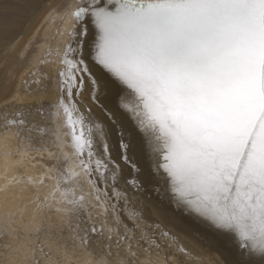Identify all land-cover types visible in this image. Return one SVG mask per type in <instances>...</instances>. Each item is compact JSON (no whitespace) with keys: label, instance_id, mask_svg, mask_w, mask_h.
I'll return each instance as SVG.
<instances>
[{"label":"snow or ice","instance_id":"snow-or-ice-1","mask_svg":"<svg viewBox=\"0 0 264 264\" xmlns=\"http://www.w3.org/2000/svg\"><path fill=\"white\" fill-rule=\"evenodd\" d=\"M59 19L65 25L59 34L67 39L46 53L56 59L41 61L57 65L55 77L33 70L34 79L23 83L30 93L32 85L37 92L52 91L53 99L36 114L46 119L54 110L64 164L16 182L36 188L40 200V187L54 180L42 203L54 202L64 214L71 240L87 248L92 237L111 242L115 233L116 247L125 245L121 264H135L132 240L143 217L130 206L127 189L138 190L140 183L135 175L124 176L120 162L133 173L139 169L116 115L106 111L105 122L93 113L91 105H102L98 67L121 85L119 110L143 134L153 168L177 204L230 234L240 264H264V0H75ZM32 115L21 108L5 116V130L14 127L16 137L25 129L46 135L45 125L29 122ZM30 146L22 156H29ZM93 210L105 217L103 223H95ZM122 211L134 228L124 223ZM109 215L124 226L123 234L107 226ZM161 237L170 238L167 248L188 255L169 232ZM139 239L148 245L145 252L162 247L154 232L141 231ZM39 252L51 259L43 246ZM35 253L24 248L26 256ZM171 258L182 264L178 256Z\"/></svg>","mask_w":264,"mask_h":264},{"label":"bare ground","instance_id":"bare-ground-1","mask_svg":"<svg viewBox=\"0 0 264 264\" xmlns=\"http://www.w3.org/2000/svg\"><path fill=\"white\" fill-rule=\"evenodd\" d=\"M28 2L33 6V15L30 18H26L25 20L22 19V13L19 12L17 10V8L19 6H24V7H28ZM75 0H0V12L1 11H5L6 13H8L10 15V21L6 24V29L2 32H0V135L3 134H7L9 133H13L14 134V130L16 131V129L10 128L7 131L5 130L4 124H5V119L4 117L7 116L9 118H12L14 116V114L17 112L18 109L24 108L27 109L29 111H31L32 113H35L36 116V120L38 114H36V108L40 106L41 103H43L45 106L48 105V103L50 102V98L51 100L53 99V93L51 90L49 91H35V85H32V91L31 93L29 91H26L25 85H24V81L25 80H29V78H32V76L30 75V73L33 70H38L39 73H47L50 77L53 78L55 72H56V68L57 65L56 64H42L41 61H49V60H54L56 59V57H49L46 55V53L48 52L49 49H55L58 46L62 47L64 41L67 39V36H61L59 33L63 30V28L65 27L64 22L62 20L59 19V15L61 13H63L66 9V7L69 4L74 3ZM23 23V24H21ZM45 83H47V81H45ZM15 98V99H14ZM49 98V101H47ZM49 114L51 115L52 109H49ZM33 116V115H32ZM48 116V113H47ZM49 118V117H48ZM52 118V123L56 124L57 121L55 119V117L53 115H51ZM45 119V118H44ZM48 120V119H46ZM39 121V120H38ZM49 121V120H48ZM31 123V121H29ZM36 122V121H35ZM40 122V121H39ZM38 122V123H39ZM47 122V121H46ZM45 123V122H44ZM43 123V124H44ZM47 124V123H46ZM48 125V124H47ZM52 125V124H51ZM50 126V125H49ZM48 126V127H49ZM47 127V126H46ZM54 127V126H53ZM50 128H52L50 126ZM14 129V130H13ZM56 129V128H55ZM54 129V130H55ZM26 131L24 133H20V136L22 137V140H24L25 142H23V144L21 145L22 147H27L28 144L30 143V147H28L29 149H34L37 150L41 148V151H44V148L42 147H46V146H42L37 144V142H43L45 145L46 143H57L56 141V137L54 136L53 139L48 136H42L43 138H40V140H38V136L36 137L35 133H28L27 129H25ZM53 130V132H54ZM61 131H63V129H61ZM52 132V134H53ZM49 133V132H48ZM47 133V134H48ZM6 135V136H7ZM32 137L31 141H26L25 138L28 136ZM54 135V134H53ZM52 135V136H53ZM11 136V135H10ZM9 136V137H10ZM14 136V135H13ZM40 136V135H39ZM50 136V135H49ZM1 137L4 138V136L2 135ZM16 137V136H15ZM18 138V137H17ZM1 139V138H0ZM14 139V138H13ZM20 139V138H19ZM18 139V140H19ZM2 140V139H1ZM5 141L3 142H9L10 138H5ZM16 141V140H13ZM12 141V142H13ZM2 143V142H0ZM2 144V145H5ZM10 143V142H9ZM15 144V143H13ZM51 145V144H48ZM55 145V144H54ZM4 147V146H3ZM20 147V146H19ZM18 147V148H19ZM21 147V148H22ZM1 148V145H0ZM15 148V147H14ZM51 148V147H50ZM7 150L9 149L6 147ZM3 149V150H6ZM17 149V148H16ZM20 149V148H19ZM0 150V151H3ZM6 150V151H7ZM12 150V147H11ZM18 150V149H17ZM50 150V149H49ZM53 150V149H52ZM5 151V152H6ZM16 151V150H15ZM65 152H69L71 151L70 148H65L64 149ZM45 152V151H44ZM12 153V151H11ZM37 153V152H36ZM47 153V151L45 152ZM50 153H56L57 156H59L60 158H62V153L60 151V148L57 147L54 151L50 152L47 154V158L50 160V162H46L47 164H44L45 162H41L44 164L42 167L39 168V170H35L34 173L32 170V174L29 175H33V176H40L42 175L44 172H46L48 170V168L52 167L53 165H57L58 168H62L64 163L58 162L56 157L51 156ZM14 154V153H13ZM16 154V153H15ZM44 154V153H43ZM7 155V154H6ZM37 155V154H36ZM45 155V154H44ZM43 155V156H44ZM8 157V155H7ZM12 157V155L10 156ZM22 157V156H21ZM35 157V156H34ZM33 157V158H34ZM42 157V156H41ZM45 157V156H44ZM45 157V158H46ZM20 157H15V159L13 160H18ZM29 158V157H27ZM36 158V157H35ZM2 159V157H1ZM26 159V157L24 158ZM40 159V157L38 158V160ZM42 159V158H41ZM27 160V159H26ZM37 160V158H36ZM37 160V161H38ZM4 161V160H3ZM23 161V159L21 160ZM60 161V160H59ZM32 162V161H31ZM35 162V161H34ZM58 162V163H57ZM3 162L0 161V164H2ZM14 163V162H12ZM16 163V162H15ZM30 163V162H29ZM37 163V162H36ZM35 163V164H36ZM5 163H3L4 165ZM17 164V163H16ZM21 164V163H20ZM19 164V165H20ZM34 164V163H33ZM22 165V164H21ZM37 165V164H36ZM36 165H34V167H36ZM40 165V162H39ZM40 165V166H41ZM10 166V165H9ZM38 166V165H37ZM27 167V166H26ZM32 167V166H30ZM33 167V168H34ZM8 168V167H7ZM11 168V167H10ZM9 168V170H10ZM29 169V168H28ZM27 169V170H28ZM12 170V169H11ZM10 170V171H11ZM20 170V169H19ZM31 170V169H30ZM29 170V171H30ZM17 173V172H16ZM29 173V172H27ZM8 174L11 175V173L8 172ZM7 175L5 173V169L4 167L1 165L0 166V185L4 188H2L0 186V190L1 188L4 190V192H7L10 188V191L13 192L15 191V186H13V183L15 182L16 179H14L15 177ZM22 176V175H20ZM19 177V176H18ZM14 179V182L11 183ZM50 182H52V184L55 183L54 180H50ZM17 182H15L14 184H16ZM18 184V183H17ZM16 184V185H17ZM48 185V184H47ZM19 186H22L21 184ZM23 187V186H22ZM19 187V188H22ZM52 187V186H51ZM26 187H23V189H25ZM41 188V187H40ZM29 189V188H28ZM27 189V190H28ZM44 189V187L42 188ZM85 189H87V185L85 184ZM0 191L1 192H3ZM35 190V189H33ZM30 191V190H29ZM49 191V190H48ZM47 191V192H48ZM51 191V189H50ZM20 192V191H19ZM46 192V193H47ZM10 193V192H9ZM45 193V194H46ZM4 194V193H3ZM1 195V194H0ZM29 195V194H28ZM14 196V195H13ZM16 197V196H14ZM13 198V197H12ZM11 198V199H12ZM25 198V197H23ZM5 199V198H4ZM17 199V198H16ZM22 199V198H21ZM19 200V199H18ZM6 201V200H5ZM10 201V200H9ZM28 201V200H27ZM4 202V201H2ZM38 202V201H37ZM40 203V202H39ZM18 206V205H17ZM10 207V206H9ZM16 209V208H14ZM38 210V209H37ZM6 212V211H5ZM23 212V211H22ZM16 213V212H15ZM21 213V211H20ZM25 214V213H24ZM38 214V213H37ZM57 214V212H56ZM20 215V214H19ZM34 215V214H33ZM40 215V214H39ZM63 215V213H62ZM6 216V215H5ZM30 216V215H29ZM93 216L95 217V223H97L98 225L100 223H103L105 221V217L103 216H99L97 215L96 210H93ZM35 217V216H34ZM86 217V216H85ZM83 218V216H82ZM50 219V218H48ZM61 219V218H60ZM59 219V220H60ZM75 219V218H74ZM18 220V219H17ZM38 220H40V216H38ZM37 220V221H38ZM67 220V219H66ZM25 221V219H24ZM64 221V218H63ZM67 222V221H66ZM55 223V222H54ZM125 223V222H124ZM67 224H69L67 222ZM126 224V223H125ZM36 225V224H35ZM52 225V224H51ZM37 226V225H36ZM61 226V225H60ZM107 226H111L113 228H118V232L120 234H123L124 232V226L123 225H115L112 222V218L111 215H109L107 217ZM28 227H31L30 224L28 226H26L27 230ZM33 228V227H31ZM131 228V227H129ZM70 229V228H69ZM6 230V229H5ZM51 230V228H50ZM64 230V229H63ZM3 231V230H2ZM32 231V230H31ZM30 231V232H31ZM60 231V230H59ZM141 231H147L143 224H142V228L141 229H136L135 230V238L133 239L132 243L134 242L136 245L133 244V250L137 251L138 253V259L136 260L135 264H141V260L142 258H146V261L153 262L152 264H175V259L171 258L174 255H170L169 257H165L163 254H157L156 255V251L154 247L150 248L148 252H145L143 249L147 248L148 245L144 243V241L140 240V235H141ZM55 232V230H54ZM63 232V231H62ZM150 232V231H147ZM20 233V232H19ZM22 233V232H21ZM29 233V231L27 232ZM26 233V234H27ZM56 233V232H55ZM60 233V232H59ZM151 233V232H150ZM58 234V233H57ZM28 234V238H29ZM46 235V234H45ZM71 232L67 230V228H65L64 232L62 233V235L60 234V237L57 238H51L49 240V243H51V245H60L65 241L64 244H66V241H70L72 247L71 249L68 248L69 252H67L66 254L72 255L74 258H82L85 261V264H90L89 261L91 260L90 257L93 256H99L101 254L102 251L106 253H109V247L108 245H111V257L114 259L115 256L120 255L122 256L118 251L121 249V252H124V249L121 247L118 249L116 247V234H113V240L110 242L108 241L105 237H99V236H94L92 237V243L90 244L89 247L85 248L82 246L78 245L77 243H74L71 240ZM107 235V232L105 233V236ZM55 236V235H54ZM59 236V235H58ZM27 237V236H26ZM2 239V237H0ZM28 238H26V241L28 240ZM100 239V244L97 243V241ZM3 241V240H0ZM6 242V241H5ZM31 242V241H30ZM35 243L37 242L34 241ZM46 242V241H45ZM3 242L0 243V247L1 244ZM101 243L103 245H101ZM137 243H139L140 247H137ZM34 244V243H32ZM4 245V244H3ZM31 245V244H30ZM36 244H34L35 246ZM98 245L101 246L102 251H99V247ZM32 246V245H31ZM34 246L32 248H34ZM41 246V245H40ZM67 246V245H66ZM125 246V245H124ZM28 247V246H27ZM38 247V246H35ZM60 247V246H59ZM77 247V248H76ZM46 248V247H45ZM53 248V247H52ZM75 248V249H74ZM81 248V249H80ZM1 249V248H0ZM64 249V248H63ZM53 250V249H52ZM58 250V249H57ZM54 251V250H53ZM4 252V251H3ZM63 252V250L61 251ZM7 253V252H6ZM5 253V254H6ZM51 253V251L49 252ZM53 253V252H52ZM119 253V254H118ZM152 253V254H151ZM11 254V253H10ZM4 255V254H3ZM19 255V253L17 254ZM59 255V254H58ZM68 255V256H69ZM104 255V254H103ZM7 256V255H6ZM9 256V255H8ZM35 256L43 259V255L36 251ZM35 256H24L25 257V261L29 262L31 261V259H33V257ZM57 256V255H56ZM63 256V255H62ZM66 256V255H65ZM123 256H125L123 254ZM13 257V255H12ZM52 257V256H51ZM58 257V256H57ZM97 257H93V258H97ZM142 257V258H140ZM23 258V257H22ZM55 258V257H54ZM65 258V257H64ZM92 258V262L93 261ZM102 259V257H99V259ZM119 258V257H118ZM100 259V261H101ZM112 259V260H113ZM122 259V258H121ZM142 259V260H144ZM160 261H159V260ZM4 260V259H3ZM15 260V258H14ZM17 260V257H16ZM56 260V259H55ZM64 260V259H63ZM74 260V259H73ZM115 260V259H114ZM117 260V259H116ZM39 261V260H38ZM88 261V262H87ZM97 261V259H96ZM99 261V260H98ZM111 261V260H110ZM120 261V260H119ZM182 262H186L187 260H181ZM47 263L49 261H46ZM67 262V261H66ZM80 262V261H78ZM116 262V261H115ZM14 263V262H13ZM12 263V264H13ZM21 263V261H20ZM52 263V262H51ZM60 263V261H59ZM65 263V261H64ZM63 263V264H64ZM70 263V262H69ZM68 263V264H69ZM72 263V261H71ZM75 263V262H74ZM81 263V262H80ZM98 263V262H97ZM95 262V264H97ZM100 263V262H99ZM113 263V262H112ZM42 264V263H41ZM73 264V263H72ZM83 264V263H82ZM101 264V263H100ZM104 264V262H103ZM115 264V263H114ZM118 264V261L117 263ZM150 264V263H149Z\"/></svg>","mask_w":264,"mask_h":264},{"label":"water","instance_id":"water-1","mask_svg":"<svg viewBox=\"0 0 264 264\" xmlns=\"http://www.w3.org/2000/svg\"><path fill=\"white\" fill-rule=\"evenodd\" d=\"M89 29L94 33L90 24ZM90 46L91 39L86 44V52L90 50ZM95 70L102 73L100 93L102 105H91V107L95 116L101 120L107 122L106 111L112 112L124 125L126 139L131 144L128 155L137 163L139 171L133 173L123 161L120 163L124 169V176L131 178L135 175L140 183L138 190L127 189L128 199L130 206L142 214L144 228L151 233L154 232L156 242L161 244V249H155L156 255L163 254L166 258L175 255L180 260H187L182 264H240L241 257L230 234L215 229L188 207L177 204L163 175L158 174L153 168L143 134L135 128L128 115L119 110L118 97L122 92L121 85L107 73H103L102 69L97 67ZM84 99L87 103V93ZM116 139L113 133L111 139L113 145ZM121 216L128 227H135L123 211ZM162 231H167L171 237H175L179 245L188 250V255L176 253L175 247L167 248L170 238H162ZM255 259L258 262L259 258Z\"/></svg>","mask_w":264,"mask_h":264},{"label":"rangeland","instance_id":"rangeland-1","mask_svg":"<svg viewBox=\"0 0 264 264\" xmlns=\"http://www.w3.org/2000/svg\"><path fill=\"white\" fill-rule=\"evenodd\" d=\"M17 10L19 12L22 13V19L25 20L27 17L31 18L32 15H33V6L28 2V7H24V6H19L17 8ZM10 21V15L8 13H6L5 11H1L0 12V32L4 31L6 29V24ZM23 24V23H21ZM55 77V74L53 76V78ZM34 77L32 78H29L28 81H31L33 80ZM49 101V98L48 100ZM50 101H51V98H50ZM49 117V118H48ZM37 119L36 120V116H35V113L33 112V116H30L29 117V121L33 122V121H36L37 123L39 122V124L41 125H45L47 126V128L49 129V133L46 134V135H43L44 136H48L49 138L51 137L53 139V137L55 136V131H56V127H57V124L59 122H57L56 124H53L52 123V118H51V115L49 114V111H48V116L46 117V119L40 117L39 115L37 116ZM47 121V122H46ZM58 121V120H57ZM45 122V123H44ZM44 123V124H43ZM48 125H47V124ZM52 124V125H51ZM52 128H50V126ZM49 126V127H48ZM54 126V127H53ZM55 129V130H54ZM14 130V129H13ZM54 130V132H53ZM26 130L22 131V133H24ZM15 132V130L13 131ZM53 132V134H52ZM33 133L36 134V137L38 138V140H40V138H43L42 136H39L35 131H33ZM4 136L1 137V136ZM7 134H1L0 135V145H1V148L0 150H3V149H6V147L9 149V150H3V151H0V161H2L3 163H5L3 165L0 164V166L2 165L5 169V173L7 175H10L8 174L11 173L10 176H13L15 177L16 179L20 178L22 176H26V175H29V174H32L35 170H39L40 167H42L44 164H47L46 162H50V160L46 157L47 154L52 151H54L56 148H57V143H48V144H51V145H48L46 143V145L43 143V142H37V144L39 145V148H40V145L42 146H46V147H42L44 148V151L45 149H47V153H45L44 151H41V148H40V151H37V150H34V149H29V156H22L21 155V150L24 149L25 147H22L21 145L23 144V142H25L24 140H22V137L19 136L18 138L13 136V133H9L8 132V135L6 136ZM11 135V136H10ZM50 135V136H49ZM53 135V136H52ZM10 136V137H9ZM5 138H10V143L9 142H3L5 141L4 139ZM14 138V139H13ZM20 138V139H19ZM19 139V140H18ZM13 140H16V141H13ZM13 141V142H12ZM5 145H2L4 144ZM15 143V144H13ZM55 144V145H54ZM4 146V147H3ZM20 146V147H19ZM11 147H12V150H11ZM15 147V148H14ZM20 149H19V148ZM22 147V148H21ZM51 147V148H50ZM18 150H17V149ZM50 149V150H49ZM53 149V150H52ZM16 150V151H15ZM6 151V152H5ZM12 151V153H11ZM37 152V153H36ZM71 152V151H70ZM14 153V154H13ZM16 153V154H15ZM45 155H44V154ZM8 157H7V155ZM37 154V155H36ZM12 155V157H10ZM46 157H44V156ZM22 156V157H21ZM38 160V158L40 157V159L37 161L36 158ZM42 156V157H41ZM2 157V159H1ZM15 157H20L18 160H13L15 159ZM26 157V159H24ZM29 157V158H27ZM34 157V158H33ZM42 158V159H41ZM23 159V161H21ZM4 160V161H3ZM45 162L44 164L41 162ZM32 161V162H31ZM35 161V162H34ZM58 161V160H57ZM62 161V162H61ZM14 162V163H12ZM17 162H21L20 163H16ZM30 162V163H29ZM37 162V163H36ZM39 162H40V165L43 164V165H39ZM58 162H61V163H64L63 162V158L60 159V161ZM57 162V163H58ZM34 163V164H33ZM38 165H36V164ZM20 164V165H19ZM10 165V166H9ZM34 165H36V167H34ZM58 164H56L57 166ZM27 166V167H26ZM32 166V167H30ZM8 167V168H7ZM11 167V168H10ZM34 167V168H33ZM10 168V170H9ZM29 168V169H28ZM20 169V170H19ZM28 169V170H27ZM31 169V170H30ZM35 169V170H34ZM30 170V171H29ZM33 170V172H32ZM17 172V173H16ZM29 172V173H27ZM36 173V172H34ZM19 176V177H18ZM14 182V179L11 183ZM16 182V180H15ZM14 182V183H15ZM13 183V186H15V188H18L15 189V191L11 192L10 191V188L7 192H4V188L0 191L3 190V192H1L0 194V237H2V239L0 238V240H3V241H0L3 242L1 244V249H0V264H33V260H39V264H63L64 261L65 263L64 264H85V261L79 257L78 258H74L72 255H69V254H66L67 252H69L68 248L71 249L72 245L70 243V241H66V244L65 241H62L63 243L60 244V245H51V243H49V240L51 238H57V237H60V234L62 235V233L64 232L65 228H67L68 231L71 232V229H69V224H67L68 220H66L67 218L64 216V214L62 215V213H58L56 211V205L55 203L53 202V206L52 207H47V206H44V204L42 203L43 201V197L44 195H46L50 189H52L53 185L52 182L50 181H47V186H41V188L39 189V193H40V200H37V196H36V193H37V189L32 187V186H28L26 187L25 189H23V187H25L23 184H21L22 186H19L20 184H14ZM52 186V187H51ZM19 187H22V188H19ZM44 187V189H42ZM29 188V189H28ZM28 189V190H27ZM35 189V190H33ZM30 190V191H29ZM49 190V191H48ZM20 191V192H19ZM48 191V192H47ZM10 192V193H9ZM47 192V193H46ZM4 193V194H3ZM46 193V194H45ZM29 194V195H28ZM16 197H14V196ZM13 197V198H12ZM25 197V198H23ZM5 198V199H4ZM12 198V199H11ZM17 198V199H16ZM22 198V199H21ZM19 199V200H18ZM6 200V201H5ZM10 200V201H9ZM28 200V201H27ZM4 201V202H2ZM38 201V202H37ZM40 202V203H39ZM18 205V206H17ZM10 206V207H9ZM16 208V209H14ZM38 209V210H37ZM6 211V212H5ZM21 211V213H20ZM23 211V212H22ZM16 212V213H15ZM57 212V214H56ZM25 213V214H24ZM38 213V214H37ZM20 214V215H19ZM34 214V215H33ZM40 214V215H39ZM6 215V216H5ZM30 215V216H29ZM35 216V217H34ZM38 216H40V220H38ZM83 216V214H82ZM50 218V219H48ZM61 218V219H60ZM63 218H64V221H63ZM18 219V220H17ZM25 219V221H24ZM60 219V220H59ZM83 219L85 221H87V217L83 216ZM38 220V221H37ZM67 221V222H66ZM55 222V223H54ZM73 225L76 223V220L73 219L72 221ZM30 224L31 227H28V229L30 230H27L26 226H28ZM37 226H36V225ZM52 224V225H51ZM61 225V226H60ZM39 227L40 231L37 232L35 231V229ZM51 228V230H50ZM6 229V230H5ZM64 229V230H63ZM3 230V231H2ZM32 230V231H31ZM55 230V232H54ZM60 230V231H59ZM29 231V233H27ZM31 231V232H30ZM63 231V232H62ZM20 232V233H19ZM22 232V233H21ZM60 232V233H59ZM27 233V234H26ZM58 233V234H57ZM28 234H31L29 235V238H28ZM46 234V235H45ZM72 234V232H71ZM55 235V236H54ZM59 235V236H58ZM27 236V237H26ZM26 238H28V240L26 241ZM37 242L35 243L34 241ZM93 240V238H92ZM6 241V242H5ZM31 241V242H30ZM46 241V242H45ZM94 241V240H93ZM133 241V240H132ZM36 244L35 246H38V247H35L34 244ZM77 243V242H76ZM98 244H100V239L97 241ZM4 244V245H3ZM32 246H31V245ZM134 245H136L134 242L132 243ZM43 246L44 247V251L46 253H49L51 251V253H49L51 257V259H48L46 258L45 256H43V259L35 256L33 257V259H31V261L27 262L25 261V254H24V248L25 247H33L36 249V251L39 252V247ZM67 245V246H66ZM101 245H103L101 243ZM60 246V247H59ZM46 247V248H45ZM53 247V248H52ZM83 247V246H82ZM99 247V251H102L101 249V246L98 245ZM16 248H20L21 251L20 252H16L14 251V249ZM64 248V249H63ZM77 248V247H76ZM122 248L124 249L125 246L122 245ZM54 251H53V250ZM58 249V250H57ZM75 249V248H74ZM81 249V248H80ZM63 250V252H61ZM4 251V252H3ZM122 250L120 249L118 252L122 255H117L114 257V259L111 257V255L109 253H106L104 251L101 252L102 256L99 255L98 257L97 256H93V257H97V258H93V257H90V261L89 263L90 264H95V262L97 264H116L117 261H118V264H121V258L124 257V255H126V253L124 252H121ZM7 252V253H6ZM53 252V253H52ZM6 253V254H5ZM11 253V254H10ZM19 253V255H17ZM4 254V255H3ZM59 254V255H58ZM104 254V255H103ZM152 254V253H151ZM7 255V256H6ZM9 255V256H8ZM13 255V257H12ZM58 257H57V256ZM63 255V256H62ZM66 255V256H65ZM69 255V256H68ZM16 257H17V260H16ZM23 257V258H22ZM55 257V258H54ZM65 257V258H64ZM99 257H102L101 261L99 259ZM119 257V258H118ZM15 258V260H14ZM92 258H93V261L92 262ZM142 258V257H140ZM4 259V260H3ZM56 259V260H55ZM64 259V260H63ZM74 259V260H73ZM97 259V261H96ZM113 259V260H112ZM117 259V260H116ZM144 259V258H142ZM141 260V264H152L153 262H150L146 261V258L144 260ZM99 260V261H98ZM111 260V261H110ZM120 260V261H119ZM159 260V259H158ZM21 261V263H20ZM46 261H49L48 263ZM60 261V263H59ZM67 261V262H66ZM72 261V263H71ZM80 261V262H78ZM116 261V262H115ZM160 261V260H159ZM52 262V263H51ZM75 262V263H74ZM88 262V261H87ZM100 262V263H99ZM113 262V263H112Z\"/></svg>","mask_w":264,"mask_h":264}]
</instances>
